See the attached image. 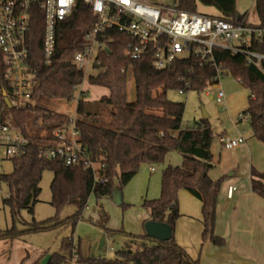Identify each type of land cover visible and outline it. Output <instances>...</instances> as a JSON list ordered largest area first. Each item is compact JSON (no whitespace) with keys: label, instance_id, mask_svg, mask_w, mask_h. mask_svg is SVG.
Listing matches in <instances>:
<instances>
[{"label":"trees","instance_id":"obj_1","mask_svg":"<svg viewBox=\"0 0 264 264\" xmlns=\"http://www.w3.org/2000/svg\"><path fill=\"white\" fill-rule=\"evenodd\" d=\"M177 7L197 12V0H177ZM259 26H264V0H255ZM221 17L239 21L244 15L222 9ZM96 17L91 8L78 0L72 14L58 24L56 49L50 64L45 63L43 37L45 17L35 7L28 33V46L33 65L37 70V86L33 93L34 105L25 109L5 108L7 120L18 125L29 139L26 152L11 159L13 170L2 173L0 181L9 188V197L4 205L10 209L13 225L0 229V240L21 239L31 233H40L59 227L75 229L83 218V212L91 195L97 200L114 195L117 182L127 185L144 164H163L168 154L177 151L182 155V164L167 165L162 171L161 194L158 198L145 199L143 207L150 212L152 220L166 222L173 235L169 240H159L143 234L126 233L103 227L104 233L115 236L127 235L136 242V249L117 250L115 258L84 256V264H202L193 258L174 237L176 222L180 217L178 193L186 190L202 202V242L224 246L226 240L215 232L217 204L224 177L213 179L210 171L212 142L215 134L208 118L203 117L195 128H182L185 110L183 102L168 98L169 90H179L187 83L201 92L216 84L215 68L200 58L184 57L172 66L156 68L150 56L131 59L125 55L128 39L121 33H113L109 51L101 54L104 69L88 77V83L108 89L102 102L110 106L109 118L87 111L86 103L78 98L77 112L85 115L76 119L82 142L88 146L93 160L98 163L97 175L91 168L81 165L66 166L58 160L41 159L39 147L46 143L44 131L68 123L70 116L50 110L41 104L46 100H71L76 88L85 80V73L73 64L74 54L81 48L86 32ZM254 50L264 53V42L255 44ZM217 62L226 65L228 71L249 89L248 106L243 115L250 121L254 136L264 143V75L243 54L229 50L214 49ZM133 79L135 98H128V83ZM11 84L6 78L4 58L0 52V99L11 93ZM46 170L53 172L51 204L59 211L69 202L77 201L76 211L65 217L57 215L42 221L33 218L25 221L21 211L34 213L35 203L41 193L40 183ZM264 172L253 171V192L264 197ZM22 222L18 228L16 221ZM145 224V222H144ZM67 255L54 254L48 264H62ZM34 264H42L36 262Z\"/></svg>","mask_w":264,"mask_h":264},{"label":"built area","instance_id":"obj_2","mask_svg":"<svg viewBox=\"0 0 264 264\" xmlns=\"http://www.w3.org/2000/svg\"><path fill=\"white\" fill-rule=\"evenodd\" d=\"M77 1L0 0V52L4 58L6 78L12 88L11 93L6 94L11 107L25 109L35 104L33 93L37 86V70L28 46V33L35 7L41 9L45 17L43 55L45 63L50 64L56 49L58 24L72 14ZM83 2L96 17L84 36L81 48L73 57V64L84 73L91 68L100 71L104 69L101 54L110 50L113 33L117 32L128 39L125 50L128 58L150 56L156 68L170 67L178 60L194 55L201 62L215 68L214 80L218 83L224 74L230 73L226 65L217 62L214 57V49L220 48L245 55L247 61L264 75V53L252 48L264 42V26L249 23L245 17L233 21L147 0ZM190 87L187 83L179 91L185 93V89ZM81 93L82 90L78 98ZM224 98L225 92L219 89L217 101L222 102ZM11 107L6 104L5 98L0 99V176L4 161L23 155L29 144L28 137L20 127L5 117V108ZM43 136L47 138L38 150L41 159L58 160L66 166L81 165L91 168L97 175L98 163L93 160L88 146L82 142L76 119L70 117L68 123L44 132ZM245 140L244 135L232 137L225 134L220 137L225 149H235ZM234 189L230 187L229 196H232ZM68 246V254L62 264H84L80 243L76 242L74 234L68 239Z\"/></svg>","mask_w":264,"mask_h":264},{"label":"rangeland","instance_id":"obj_3","mask_svg":"<svg viewBox=\"0 0 264 264\" xmlns=\"http://www.w3.org/2000/svg\"><path fill=\"white\" fill-rule=\"evenodd\" d=\"M147 1L169 6L178 5L177 0ZM213 7H206L200 2H197V12L215 15L217 11L214 5ZM237 9L241 15L249 12L250 21H259L255 0H237ZM99 72L100 70L98 69H88L85 73L84 83L77 89L78 91H75V96L71 100H46L41 102V104L46 105L52 111L70 116L71 118L84 119L85 115H80L77 112L78 95L82 90L85 95L81 97L86 103L87 111L97 113L104 120H107L111 107L102 102V97L108 94V89L88 83V77L90 75H96ZM208 89L211 91L209 92ZM219 89H222L227 95L222 102H218L216 99V94ZM167 95L169 99L185 104L182 119L183 128L197 127L200 120L204 117V111L208 113V120L215 134L211 147L213 149H216L218 145L220 146L219 135L222 133L234 136L238 131L245 130L248 136L252 134L249 121L244 120L242 123L238 122L240 118L245 117L243 111L248 106L250 91L243 87L231 73L224 74L217 84H211L201 92L189 90L181 93L179 90H169ZM128 98L130 100H134L135 98V84L133 79H130L128 83ZM254 139L262 147V150L259 149V151H256V162L262 167L264 166V143L256 138ZM170 155L172 162L177 160V158H181V154L177 151H172ZM165 163L153 164L156 171L152 176H149V173L148 175L145 173V169L147 168L149 170L151 164L142 165L139 174L127 185L122 187L124 200L121 205H116L112 197H104L97 200L94 194L91 195L88 205L83 212V218L77 223L75 229L71 226H66L45 232L31 233L21 239L10 241L11 246L8 245L6 248L0 246V264H28V260L36 253H40L41 250L43 253H46V256L54 254L63 255L67 252V248L69 249L68 239L73 234L75 235L76 242L80 243V252L82 251V254L86 257L93 256L111 259L116 257V252L119 249L131 248L135 250L136 242L129 236L122 234L115 236L107 235L105 243L103 244L105 233L101 227L105 226L113 228L114 230H122L126 233L143 234V214L145 210L142 205L145 199H154L160 196L161 178L157 184L155 180L158 175L162 177ZM216 167L218 169V166ZM1 170L5 174L11 173L13 170L12 161H4ZM229 174L228 172L221 177H224V180H226L230 176ZM53 176L54 174L50 170L44 172L40 183L41 193L38 201L35 203L34 213L30 214L27 210H22V219L32 221L35 218L37 221H42L57 214L60 218H65L76 211L78 207L77 201L69 202L59 211L51 204V182ZM154 191H158L156 197H147V192L151 194ZM8 193L9 188L7 184L4 181H0V229L10 228L13 225L10 209L3 202ZM16 226L22 228V222L17 220ZM202 245H200V248L203 247Z\"/></svg>","mask_w":264,"mask_h":264},{"label":"crops","instance_id":"obj_4","mask_svg":"<svg viewBox=\"0 0 264 264\" xmlns=\"http://www.w3.org/2000/svg\"><path fill=\"white\" fill-rule=\"evenodd\" d=\"M197 2H200L206 7L214 8V5L217 8H215L217 11L215 15L208 13L202 14L221 16L222 9L239 13L237 0H197ZM249 15V12L244 15L249 23H259V21H250ZM226 96L225 93V98ZM244 120L249 121L245 116L240 118L238 122L242 123ZM222 135L225 134L222 133L219 135L220 146L218 145L216 149L211 148L214 167L210 171V176L213 179H218L222 175L228 172L230 173V176L221 185L215 227L216 234L224 237L226 244L219 247L213 245L211 242H202V202L183 189L178 193L181 215L176 222L174 237L180 246L193 258L199 259L202 264H264V199L262 196L253 192L251 186L253 171L264 172V166L260 167L256 162V151H259V149L262 150V147L255 139L253 140V138H256L253 130L251 136H248L245 130L238 131L236 135L232 136L244 135L246 137L245 142L235 149H225L222 147L220 141ZM170 153L168 154L164 167L167 165H181L183 160L182 155L181 158H177V160L172 162ZM152 166L154 169H152ZM216 166H218V169ZM155 171L156 168L154 165H150L149 170L147 168L145 169V173L147 175L149 173V176H152ZM160 178V175H158L155 180L156 184L158 181L160 182ZM232 186L235 189L232 196H229V189ZM157 193L158 191H154L151 194L147 192V197H156ZM112 199L116 205L123 204V191L119 183L116 184ZM144 210L143 228L144 222L151 219L150 212L145 208ZM107 235L105 233V239ZM14 240H0V246L5 248L8 245L11 246L10 241L12 242ZM200 245L203 247L200 248ZM67 254L68 248L67 252L63 255ZM45 256L46 253H43L41 250L40 253H36L28 260V264L41 263Z\"/></svg>","mask_w":264,"mask_h":264},{"label":"water","instance_id":"obj_5","mask_svg":"<svg viewBox=\"0 0 264 264\" xmlns=\"http://www.w3.org/2000/svg\"><path fill=\"white\" fill-rule=\"evenodd\" d=\"M6 104L11 107V103L6 93H4ZM204 117L208 118V113L204 111ZM145 232L148 236L159 239V240H169L171 239L173 232L166 222H157L152 219L147 220L144 224ZM105 242V237H103V244ZM52 255H47L41 261L42 264H48Z\"/></svg>","mask_w":264,"mask_h":264}]
</instances>
